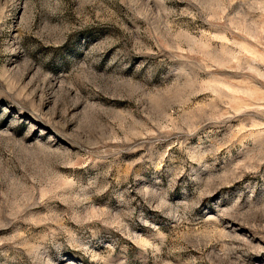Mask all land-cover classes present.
Segmentation results:
<instances>
[{"label":"rangeland","instance_id":"rangeland-1","mask_svg":"<svg viewBox=\"0 0 264 264\" xmlns=\"http://www.w3.org/2000/svg\"><path fill=\"white\" fill-rule=\"evenodd\" d=\"M0 264H264V0H0Z\"/></svg>","mask_w":264,"mask_h":264}]
</instances>
